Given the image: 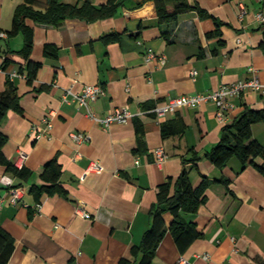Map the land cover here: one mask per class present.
<instances>
[{
	"label": "crops",
	"instance_id": "crops-1",
	"mask_svg": "<svg viewBox=\"0 0 264 264\" xmlns=\"http://www.w3.org/2000/svg\"><path fill=\"white\" fill-rule=\"evenodd\" d=\"M24 1L0 0V32L12 29L15 10ZM188 1L210 16L191 10L181 14L176 24L162 25L153 0H122L113 17L94 22L69 19L53 26L30 21L32 58L43 62L32 84L26 71L20 72L24 59L16 53L23 47V34L0 37V66L7 51L12 58L7 70L0 68V92L8 75L17 72L11 79L24 110L23 114L9 111L0 125L8 136L3 151L18 167L33 171L24 180L0 164V225L15 242L8 264H121L122 259L134 264L138 259L133 247L151 226L159 187L180 175L192 148L201 156L190 171L194 186L204 176L230 182L228 186L211 182L205 203L197 212L185 214L202 237L182 252L168 231L152 264H178L182 257L193 264H264V174L252 164L244 166L237 157L220 169L205 156L219 142L224 125L246 107L264 108V95L250 89L235 96L223 122L216 118L217 107L211 101L178 108L164 118L149 112L174 97L209 94L245 80L251 66L264 82V28L256 17L264 11V0ZM166 31L169 34L164 35ZM111 32L120 33V39L105 43L102 37ZM47 43L58 48V57L45 56ZM150 49L156 57L148 60ZM86 85L104 89L91 103L98 116L126 106L133 113L129 122L104 129L70 94L65 100L67 89L80 93ZM50 110L55 112L51 134L36 139L31 129L43 128ZM168 120L184 122V133L164 138L162 125ZM81 131L89 139L78 144L71 133ZM253 134L264 145V123L254 124ZM161 146L168 158L159 165L154 151ZM55 157L63 167L61 182L67 195L44 194L37 201L30 189L43 183L44 165ZM91 161L104 169L84 176ZM16 187L24 196L12 204L10 191ZM79 205L92 218L78 214ZM164 218L169 227L171 213L165 212Z\"/></svg>",
	"mask_w": 264,
	"mask_h": 264
},
{
	"label": "trees",
	"instance_id": "trees-1",
	"mask_svg": "<svg viewBox=\"0 0 264 264\" xmlns=\"http://www.w3.org/2000/svg\"><path fill=\"white\" fill-rule=\"evenodd\" d=\"M122 0H107L106 3L96 5L92 0H48L42 4L36 0H25L19 4L15 10L12 29L7 32L8 37L18 33L24 36L23 47L17 51L24 59V66L20 67V72L26 71V78L29 84L37 78L39 70L43 66L42 61L32 58L34 48V26L29 24H47L61 26L66 20L78 19L86 22H94L109 17H113ZM162 25H174L178 22L179 16L191 10H196L201 17H208L210 14L199 4L191 5L188 0H153ZM219 26V22L217 23ZM217 32V31H216ZM216 32L210 35L216 34ZM169 31L164 32V35ZM1 39V38H0ZM120 33L111 32L102 37L105 43L118 41ZM11 51H7L1 63V68L7 70L12 63ZM44 54L47 57H58V48L54 44L47 43L44 47ZM0 56L1 46H0ZM12 77L8 75L6 88L0 92V125L8 115L14 110L23 114L24 110L20 104L21 96L15 86ZM44 87V86H42ZM264 123V108L255 109L246 107L242 114L231 123L224 125L223 133L219 142L205 153L212 164L223 169L228 162L237 157L242 164L254 165L264 174V145L261 144L253 134V125ZM185 131V123L179 120H168L162 125V135L167 138L172 135H182ZM8 141L7 134L0 128V164L6 171L12 172L15 176L28 180L33 171L26 166L18 167L12 163L4 154L3 147ZM191 157L184 159V169L176 178H170L159 187L158 200L151 211L152 223L150 228L144 233L139 245L133 247V254L138 259L134 264H152L156 250L166 234L172 233L180 249L185 252L191 244L201 238L203 233L197 228L194 221L185 217L187 213H195L206 201V189L211 182H222L227 186L230 182L227 178L210 180L202 177L198 186H194L190 171L197 166L201 156L194 148L190 149ZM261 157L262 163L256 162V158ZM189 165V167H187ZM63 167L55 157L47 161L44 165L41 178L43 183L32 185L30 193L37 201H41L44 194L67 195V190L61 182ZM169 211L172 215V222L166 226L164 213ZM15 248L14 239L0 225V264H8ZM121 264H130L128 260L122 259Z\"/></svg>",
	"mask_w": 264,
	"mask_h": 264
},
{
	"label": "built area",
	"instance_id": "built-area-1",
	"mask_svg": "<svg viewBox=\"0 0 264 264\" xmlns=\"http://www.w3.org/2000/svg\"><path fill=\"white\" fill-rule=\"evenodd\" d=\"M257 19L261 23L264 28V11H260L256 14ZM0 37L8 38V34L4 31L0 32ZM155 53L150 49L148 51L147 59L155 58ZM159 59L161 62H165V56H160ZM1 68V67H0ZM197 74L196 70L192 71V75L195 76ZM12 77L17 76V72L10 73ZM255 90L264 95V82L261 81L257 70L251 66L249 67V76L245 80L237 81L228 85H222L218 90L209 93H193V94H185L172 98L168 102L164 104H158L149 112H153L157 115L158 118H164L169 113L175 112L178 108H193L201 105L203 102H214L216 109V118L218 121L223 122L227 118V114L230 112V108L232 106L231 99L235 96L242 95L247 90ZM104 89L101 85H86L80 93H74L71 89H67L65 92V100L69 101L68 94L72 96V100L79 103L80 106H84L87 108V115L91 117L96 123L102 126L104 129H109L111 125L115 123H128L132 118L133 113L128 107H118L111 113L107 114L104 117L98 116L93 109L91 108V103L95 102L99 96L103 93ZM55 112L50 110L48 114L44 118L45 126L41 129H38L37 126H33L31 129L32 135L35 136L36 139H39L43 136H50L51 130L53 127L52 117ZM72 139L78 143H84L89 139L88 135L84 132H73L71 133ZM156 156L157 164L161 165L167 158L168 154L165 149L161 147H157L154 151ZM22 158H26V154L20 152ZM80 155V154H79ZM138 162V161H137ZM104 169L103 165L98 161H91L86 168L85 175L91 172H100ZM11 199L10 202L12 204H17L22 200L24 193L22 188H13L10 191ZM2 206V200L0 199V207ZM36 207L38 209L41 208V203H37ZM76 212L85 218H92L91 213L86 211L83 205H79L76 208ZM205 258L208 255L204 256ZM178 264H193L189 260L185 258H180Z\"/></svg>",
	"mask_w": 264,
	"mask_h": 264
}]
</instances>
